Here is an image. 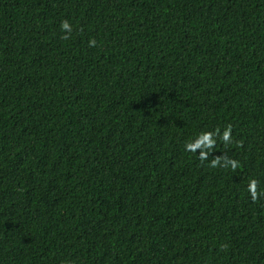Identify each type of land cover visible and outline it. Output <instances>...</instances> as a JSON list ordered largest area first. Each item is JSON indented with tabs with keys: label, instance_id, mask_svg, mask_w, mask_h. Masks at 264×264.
<instances>
[{
	"label": "trees",
	"instance_id": "1",
	"mask_svg": "<svg viewBox=\"0 0 264 264\" xmlns=\"http://www.w3.org/2000/svg\"><path fill=\"white\" fill-rule=\"evenodd\" d=\"M0 264H264V0H0Z\"/></svg>",
	"mask_w": 264,
	"mask_h": 264
},
{
	"label": "clouds",
	"instance_id": "2",
	"mask_svg": "<svg viewBox=\"0 0 264 264\" xmlns=\"http://www.w3.org/2000/svg\"><path fill=\"white\" fill-rule=\"evenodd\" d=\"M62 29H64V30H69L70 29V25L68 24L67 21H64L62 23ZM65 38H67V37H65ZM91 43L94 46L95 41H92ZM229 136H230V129H229V131L224 133V139L227 140L229 138ZM233 166L235 167V164ZM256 189H257V181L256 180H252L250 185H249V190H250V192L252 194L253 200L257 199Z\"/></svg>",
	"mask_w": 264,
	"mask_h": 264
}]
</instances>
